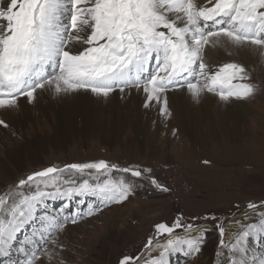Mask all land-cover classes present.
<instances>
[{
  "label": "snow or ice",
  "instance_id": "snow-or-ice-1",
  "mask_svg": "<svg viewBox=\"0 0 264 264\" xmlns=\"http://www.w3.org/2000/svg\"><path fill=\"white\" fill-rule=\"evenodd\" d=\"M207 46L239 58L214 63ZM248 57L264 67V0H8L0 9V129L16 135L9 118L45 95L60 102L84 92L106 103L113 93L121 99L135 94L145 109L155 107L166 119L174 106L195 108L209 99L221 108L247 103L264 92ZM113 171L135 179H113ZM93 173L108 178L60 180ZM144 180L161 193L171 191L151 168H120L104 160L20 178L0 195V264L51 261L63 251L58 236L69 225L122 206ZM77 197L97 203L87 213H69L68 206L55 215L48 210L49 202ZM233 208L239 217L180 213L170 224L156 223L141 249L118 264H169L176 253L187 258L185 264H202L212 231L217 264H264V201ZM249 239L259 254L249 249Z\"/></svg>",
  "mask_w": 264,
  "mask_h": 264
},
{
  "label": "rangeland",
  "instance_id": "rangeland-1",
  "mask_svg": "<svg viewBox=\"0 0 264 264\" xmlns=\"http://www.w3.org/2000/svg\"><path fill=\"white\" fill-rule=\"evenodd\" d=\"M7 3L8 0H0V9L6 7ZM215 51L216 48L212 49V52ZM238 58L223 52L217 61L231 62ZM246 63L250 68L255 66V82L264 88V67L254 57H248ZM123 100L119 99L117 108L103 109L99 112L100 116L115 120L135 117L141 124L140 130H134L128 121L117 134L88 135L81 130V121L73 117L77 130L75 136H67L63 144H52L49 140L43 147L35 149L33 155L23 157L17 169L9 167L8 174L0 173V195L20 178L47 167L64 168L71 163L100 160L120 168H151L152 175L171 191L161 193L150 181H138L144 186L138 188L135 195L122 206L113 204L103 214L91 218L85 216L77 225H69L58 236L63 251L51 261L43 258L44 264H59L61 260L65 264H118L122 256L135 254L141 249L156 223L170 224L173 219L179 218L180 213L186 217L215 213L223 220L228 213L239 215L233 208L234 204L243 207L249 201L257 204L264 201V92L258 93L254 100L243 103L249 111L240 120H228L226 127H220L204 118L191 131L178 126L182 111L193 116H204L205 113L215 115L217 110L223 108L209 100L195 108L180 106L176 110L174 106L172 118L166 119L155 107L145 109L141 96L133 94ZM28 107L30 105H24L22 110ZM229 108L236 112L241 105ZM35 115L29 116L19 128L12 127L16 135L0 129V168L8 164L9 151L20 149L38 136L51 137L52 128L57 125L55 117ZM173 129L178 130L175 136L172 135ZM7 132L11 136L4 141ZM206 160L210 163L205 164ZM111 176L117 180L135 179L115 171ZM69 178H79V182L88 179L95 183L108 177L94 173L82 177L74 174L72 177L62 176L60 180ZM92 203L97 201L91 197L85 200L77 197L70 202L57 200L49 202L48 210L55 215L68 206L69 213H87ZM244 220L248 221V217ZM217 239L215 231L209 233L208 243L200 257L202 264H213ZM247 243L250 250L255 249L259 254L260 248L256 242L249 239ZM186 260L182 254L176 253L169 258V264H185Z\"/></svg>",
  "mask_w": 264,
  "mask_h": 264
},
{
  "label": "bare ground",
  "instance_id": "bare-ground-1",
  "mask_svg": "<svg viewBox=\"0 0 264 264\" xmlns=\"http://www.w3.org/2000/svg\"><path fill=\"white\" fill-rule=\"evenodd\" d=\"M212 49L215 48L207 46L205 49L206 54L211 58V60L214 63L223 62L217 61V59H221L222 53L228 51H226L223 47H217L215 52H212ZM119 99L120 96L116 93H113L112 98H110L106 103H100L90 93L80 92L73 93L66 99L56 102V100L53 98L45 95L39 100L34 108L30 106L27 109L22 110L21 115L10 117L9 120L12 127L19 128V126L29 118V116H36L35 113L37 115H41L42 117L53 116L56 119L57 125L52 128L53 132L51 137L41 138L38 136L34 141L26 142L20 147V149L14 148L13 151H9L7 154L8 164L2 165L0 168V173L4 172L5 174H8L10 172L9 167H11V169H17L21 165V160L23 157L30 154L33 155L35 149H38L41 146L43 147L49 140L52 144H63L67 136H75V131L77 130L75 128V119L73 120V117L81 121V130L88 135L96 133L98 136H103L106 135L107 132H113V134H117L119 129H121L128 121L134 130H140L142 128L141 124L135 117L131 118L130 120L126 118L115 120L113 118H105L100 116L99 112H101L103 109L111 107L117 108ZM209 101L213 103L211 99H209ZM124 104L127 105L126 102H124ZM240 105L241 108H239L236 112L227 107L223 108L224 110H217L215 115L205 113L204 116H193L186 111H182L181 119L178 121V126L187 131H191L197 128L201 121L206 118L207 120H210L211 124L215 126L226 127L228 120H240L245 115V113L249 111V108L243 103ZM38 121L41 122V120ZM90 125L93 127V129H91ZM28 133L29 132H27V134ZM10 136L11 135L7 132L3 137L4 141H6ZM244 210L248 211L247 209ZM252 214L253 213L249 212V216ZM237 217H239V215H237ZM246 218L247 217H244V219ZM213 264H217L216 257Z\"/></svg>",
  "mask_w": 264,
  "mask_h": 264
}]
</instances>
